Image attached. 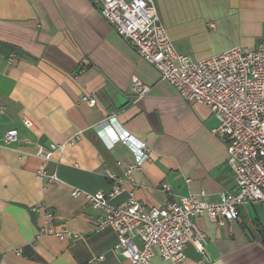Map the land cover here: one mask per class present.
I'll return each mask as SVG.
<instances>
[{
    "label": "crops",
    "instance_id": "obj_1",
    "mask_svg": "<svg viewBox=\"0 0 264 264\" xmlns=\"http://www.w3.org/2000/svg\"><path fill=\"white\" fill-rule=\"evenodd\" d=\"M150 3L174 51L192 61L234 47L254 50L264 38V0ZM134 78L150 88L139 100ZM87 95L95 106L80 103ZM111 119L118 133L145 144L151 161L130 169L133 150L103 135ZM216 126L207 106L182 101L89 0H0V142L10 129L19 135L0 148V264H131L114 252V230L96 229L100 211L72 198V190L107 193L112 176L123 180L124 192L111 205L128 192L147 208L200 193L215 203L234 187L224 145L210 134ZM51 144L62 149L43 161L36 147ZM42 165L59 184L38 176ZM245 210L223 227L196 217L204 250L186 246L182 264H264L262 237L254 238V225L245 230ZM45 224L72 239L37 236ZM151 264L168 263L156 254Z\"/></svg>",
    "mask_w": 264,
    "mask_h": 264
},
{
    "label": "built area",
    "instance_id": "obj_2",
    "mask_svg": "<svg viewBox=\"0 0 264 264\" xmlns=\"http://www.w3.org/2000/svg\"><path fill=\"white\" fill-rule=\"evenodd\" d=\"M89 1L113 32L152 66L182 101L209 108L217 121L210 134L224 145L234 187L221 192L215 203L208 202L205 194L200 193L163 207L147 208L128 192L124 202L111 205L124 188L123 180L110 176L109 192L90 194L74 189L71 197L82 196L94 210L100 211L95 219L96 229L112 228L117 236L114 252L131 264H151L156 254L168 264H182L186 246L199 253L204 250L206 238L193 222L196 217L206 216L210 223L223 227L237 219L240 207L264 204V38L254 50L234 47L208 59L192 61L174 51L150 0ZM132 89L137 100L150 90L136 78ZM80 103L93 107L96 100L87 95L80 98ZM21 123L27 129L33 127L26 116L21 117ZM103 135L111 144L120 143L133 150L135 161L131 170L152 160L144 143L135 142L126 132L116 131L113 119L108 120ZM18 141V131L10 129L4 134L0 148ZM56 149L61 150L62 146L38 145L36 155L47 161ZM38 176L46 177L48 183H60L57 177L45 175L43 165ZM160 190L169 193L170 187L162 184ZM40 235L59 240L73 237L68 231H56L48 224L40 227L37 236ZM20 253L18 250L17 254Z\"/></svg>",
    "mask_w": 264,
    "mask_h": 264
},
{
    "label": "rangeland",
    "instance_id": "obj_3",
    "mask_svg": "<svg viewBox=\"0 0 264 264\" xmlns=\"http://www.w3.org/2000/svg\"><path fill=\"white\" fill-rule=\"evenodd\" d=\"M243 214L245 230L251 233L254 225V238L264 236V204H247V210Z\"/></svg>",
    "mask_w": 264,
    "mask_h": 264
},
{
    "label": "trees",
    "instance_id": "obj_4",
    "mask_svg": "<svg viewBox=\"0 0 264 264\" xmlns=\"http://www.w3.org/2000/svg\"><path fill=\"white\" fill-rule=\"evenodd\" d=\"M262 240H263V243H264V236H262Z\"/></svg>",
    "mask_w": 264,
    "mask_h": 264
}]
</instances>
